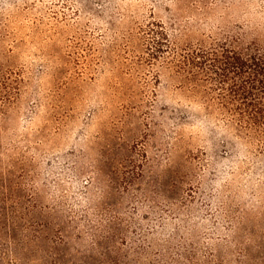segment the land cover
<instances>
[{
    "label": "rangeland",
    "instance_id": "1",
    "mask_svg": "<svg viewBox=\"0 0 264 264\" xmlns=\"http://www.w3.org/2000/svg\"><path fill=\"white\" fill-rule=\"evenodd\" d=\"M241 36L264 47V0H0V52L20 95L0 140L11 157L0 159L18 182L37 176L43 204L76 210L93 160L113 158V187L122 176L147 191L134 216L145 264L192 241L199 258L232 252L233 232L256 236L246 248L263 264L264 150L244 148L172 66L174 46L233 51Z\"/></svg>",
    "mask_w": 264,
    "mask_h": 264
},
{
    "label": "trees",
    "instance_id": "2",
    "mask_svg": "<svg viewBox=\"0 0 264 264\" xmlns=\"http://www.w3.org/2000/svg\"><path fill=\"white\" fill-rule=\"evenodd\" d=\"M236 43L233 51L215 43L179 51L174 46L173 74L186 78L185 92L201 100L205 111L216 112L223 118L226 128L244 148L264 150V47L246 41L243 36ZM5 60L0 52V140L3 125L10 119L19 95L17 80ZM26 147L39 149V145ZM7 153L4 148L0 155L11 157ZM113 160L107 155L93 160L84 198L73 204L78 208L73 210L65 201L53 198L43 204L37 195L45 190L33 186V178L37 176L32 172V180L26 174L28 180L18 182L12 165L0 159V264H145L141 243L148 235L141 231L134 216L147 191L131 185L116 170L113 173L118 172L121 183L113 187V177L108 171L113 168L110 165ZM15 171L17 178L19 174L23 179ZM189 173L181 176L188 177ZM191 177L194 178L192 173ZM151 193L164 200L161 192ZM116 196L119 200H114ZM211 201L215 203V197ZM147 207L154 209L150 204ZM213 229L217 233L216 226ZM157 234L153 231L150 236ZM189 236L191 239L193 234ZM244 236L233 232L229 239L223 240L235 246L232 252L209 250L199 258L193 247L197 242L192 241L187 248L174 251V256L165 254L157 258L162 264H254L246 244L251 239L255 242L256 236L249 232ZM256 245L264 250L261 243Z\"/></svg>",
    "mask_w": 264,
    "mask_h": 264
}]
</instances>
